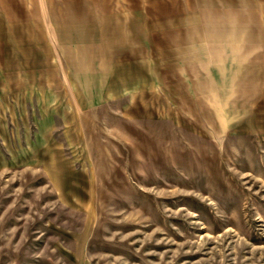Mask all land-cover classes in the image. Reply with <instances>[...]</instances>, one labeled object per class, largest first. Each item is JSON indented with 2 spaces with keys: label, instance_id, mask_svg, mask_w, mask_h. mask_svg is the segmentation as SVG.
I'll return each instance as SVG.
<instances>
[{
  "label": "rangeland",
  "instance_id": "374dc122",
  "mask_svg": "<svg viewBox=\"0 0 264 264\" xmlns=\"http://www.w3.org/2000/svg\"><path fill=\"white\" fill-rule=\"evenodd\" d=\"M0 264H264V0H0Z\"/></svg>",
  "mask_w": 264,
  "mask_h": 264
},
{
  "label": "crops",
  "instance_id": "0c3cea01",
  "mask_svg": "<svg viewBox=\"0 0 264 264\" xmlns=\"http://www.w3.org/2000/svg\"><path fill=\"white\" fill-rule=\"evenodd\" d=\"M111 18H112V16H110ZM102 20H99L98 22H101ZM103 22H106V23H108V21L106 20H103ZM121 23H128V22H121ZM130 23V22H129ZM258 23V22H257ZM125 71H127V72H129V74L130 75H132L131 76V80H134V81H136V80H140V78H141V76L140 75H138V73H139V67H138V69H137V67L136 66H129V65H127V69L125 70ZM145 78V75L143 74V79ZM119 82H122V78L121 79H119Z\"/></svg>",
  "mask_w": 264,
  "mask_h": 264
}]
</instances>
